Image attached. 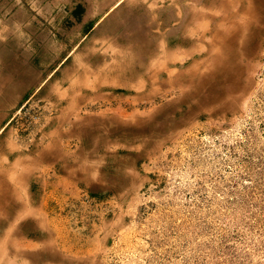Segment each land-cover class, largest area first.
I'll list each match as a JSON object with an SVG mask.
<instances>
[{
	"label": "rangeland",
	"instance_id": "rangeland-1",
	"mask_svg": "<svg viewBox=\"0 0 264 264\" xmlns=\"http://www.w3.org/2000/svg\"><path fill=\"white\" fill-rule=\"evenodd\" d=\"M93 1L0 0V69L73 50L7 134L64 120L78 163L0 264H264V0H122L83 38Z\"/></svg>",
	"mask_w": 264,
	"mask_h": 264
},
{
	"label": "crops",
	"instance_id": "crops-1",
	"mask_svg": "<svg viewBox=\"0 0 264 264\" xmlns=\"http://www.w3.org/2000/svg\"><path fill=\"white\" fill-rule=\"evenodd\" d=\"M121 1L112 0L102 5V1L94 0L92 15L80 20V23L84 25L82 28L85 30L83 38L96 29ZM61 18L64 21L71 19V12H64ZM27 39L26 41L29 42L30 40ZM71 52L73 53V50H69L57 66L53 65L48 70L32 67L31 62L28 68L13 64V69L7 67L0 69V136L12 118L11 110L26 104L28 99L46 84L47 79L58 70L61 62H64L65 57ZM46 66L48 65L46 64ZM63 68L66 70L65 66ZM72 74L66 73L68 78L73 77ZM71 121L70 119L69 122ZM50 123L44 132L46 135L42 134L39 143H33L31 146L22 145L23 137L21 135L7 134L9 128L0 139L2 141L0 144V223L14 221L16 231L21 230L17 223L22 222L24 218L33 217V215L24 216V210L32 213L47 207L49 196L54 190L50 189V184L69 177L70 173H74L75 164H78L69 163V159H73L72 156L75 152L70 151V153L64 149L65 140L74 136L75 131L74 133L69 131L68 124L64 120L51 121ZM77 128L79 131L80 128ZM76 177L78 182V174ZM88 182L89 187L92 188L98 181L92 177ZM91 192H95V190L91 189ZM34 222L38 228L42 227L39 220H34ZM18 233L20 234V232Z\"/></svg>",
	"mask_w": 264,
	"mask_h": 264
},
{
	"label": "bare ground",
	"instance_id": "bare-ground-1",
	"mask_svg": "<svg viewBox=\"0 0 264 264\" xmlns=\"http://www.w3.org/2000/svg\"><path fill=\"white\" fill-rule=\"evenodd\" d=\"M220 2H225L226 4H227V6L228 5H230V4H232V0H221ZM224 7H226L225 5H224ZM219 26H221V24H218V27ZM215 30H217L218 28H214ZM215 33V32H214ZM219 33V32H218ZM215 35H217V33H215ZM215 38V37H214ZM226 45H228V43H226ZM225 45V46H226Z\"/></svg>",
	"mask_w": 264,
	"mask_h": 264
}]
</instances>
